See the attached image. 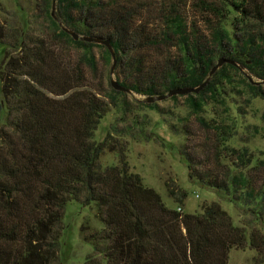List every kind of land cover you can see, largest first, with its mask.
<instances>
[{"label": "trees", "instance_id": "obj_1", "mask_svg": "<svg viewBox=\"0 0 264 264\" xmlns=\"http://www.w3.org/2000/svg\"><path fill=\"white\" fill-rule=\"evenodd\" d=\"M147 1L41 0L48 30L31 33L22 23L8 33L0 25L7 58L0 61V264H59L72 201L94 204L102 222L81 227L93 246L84 264H228L229 251L247 245L257 251V264L264 261V233L249 230L247 243L246 227L215 202L194 213L167 206L130 170L129 143L119 141L113 125L100 141L94 138L110 107L120 104L125 112L133 102L171 114L145 98L200 85L222 56L236 61L224 62L198 93L164 99L183 96L188 108L166 122L182 137L179 153L190 179L223 192L264 231V155L228 144L234 132L225 114H202L208 103L225 104L224 86L233 82L238 93L264 100V0H192L190 10L187 0H161L158 7ZM64 27L108 39L118 82L128 91L87 87V70L96 71L91 49L113 58L104 44L75 39ZM129 93L145 98L130 100ZM236 110L246 113L242 105ZM191 119L211 139L195 144ZM134 124L147 139L144 120ZM106 149L119 155L118 164L102 166ZM168 192L177 205L187 195L173 184Z\"/></svg>", "mask_w": 264, "mask_h": 264}, {"label": "rangeland", "instance_id": "obj_2", "mask_svg": "<svg viewBox=\"0 0 264 264\" xmlns=\"http://www.w3.org/2000/svg\"><path fill=\"white\" fill-rule=\"evenodd\" d=\"M41 0H0V25L4 32L11 33L12 30L20 29L22 23L29 27V30L38 34L46 29V20L43 17L38 3ZM161 0H148L147 5L158 7ZM187 8H192L187 0ZM38 2V3H37ZM149 8V7H148ZM188 10V9H187ZM191 12V11H190ZM48 30V29H46ZM31 31V33H32ZM103 48L93 47L91 50L95 57V74L87 70V87L93 90L102 88L106 93H112L115 88L112 81H119L118 72L115 66L111 71L114 61H106L102 52ZM7 50H10L7 48ZM73 55L77 56L78 50H72ZM5 48L0 46V61H6L4 55ZM240 84L233 82L225 84V104L218 105L208 103L202 114L208 118L215 116L213 112L225 114L226 121L233 125L234 134L228 140L230 146H246L259 155H264V100L258 96L249 97L246 93L240 94L236 91ZM241 89V88H240ZM243 92V91H242ZM244 93V92H243ZM127 98L130 100L144 99L142 94L129 93ZM250 98V102L247 99ZM184 98L179 97V101L173 103L171 100L158 101L160 108L166 107L171 112L163 116L158 110L131 102L129 110L123 112L122 106L117 104L110 107V110L101 119L99 127L94 134L96 141H100L109 126H114L112 133L120 140H127L129 148L126 151V161L131 171L138 173L143 184L154 188L162 197V201L169 207H181L182 211L189 213L199 212L201 205L218 203L232 218V222L238 226L246 227V240L249 242V230L258 229L261 233V225L255 220V216L245 209L240 208L237 203L229 200L223 192L207 188L195 180H191L188 174V162L179 153V143L181 136H175L168 127L166 121L174 120L178 116L188 113L187 106L184 105ZM242 105L246 113H238L236 107ZM224 107H227L226 110ZM143 119L146 125L147 137H140L143 133L135 126L134 121ZM194 128L193 141L197 145L205 143L206 138L211 139V133L195 124L191 119L190 123ZM158 136L161 141L155 136ZM147 136V135H145ZM102 166L115 165L119 163V155L108 149L100 155ZM168 184V186H167ZM173 189L185 190L187 195L182 204L177 205L173 197L168 192V187ZM97 210L94 204L81 205L77 202H70L66 206L64 213L65 230L60 237L59 264H84L88 253L92 252V245L82 238L81 227L84 222H89L93 228L102 226V222L96 216ZM254 248L248 245L244 249L232 248L228 253V264H257L258 256ZM258 264H264V261Z\"/></svg>", "mask_w": 264, "mask_h": 264}, {"label": "water", "instance_id": "obj_3", "mask_svg": "<svg viewBox=\"0 0 264 264\" xmlns=\"http://www.w3.org/2000/svg\"><path fill=\"white\" fill-rule=\"evenodd\" d=\"M52 16L54 18H56L55 16V12H54V6H53V10H52ZM64 30L67 31V33L71 34L73 36V38L75 39H82L84 41H95V43H101V44H104L108 50L110 51L111 53V56L113 58V61H114V64L113 66H115V55H114V52H113V48L111 46V43L109 42L108 39H105V38H101V37H95L94 35L93 36H89V35H79V33H77L76 31L74 30H71L69 28H65L64 27ZM231 63L233 65H238V63L232 59H228L227 57L225 56H222L220 57L216 64L213 66V68L209 71L208 73V76L207 78L198 86L196 87H193V86H184V87H180V88H171L168 93L166 94H163V95H153V96H149L146 99V101L150 102V101H154V100H164L168 97H170L171 95L173 94H186L187 92H192V93H198L200 91V89L207 84V82L210 80V77L211 75L224 63ZM113 66L111 67V70L113 68ZM252 80V79H251ZM259 82V81H257ZM264 83V81H262ZM112 86L117 89V90H126L128 91L127 88H125L124 86L120 85L118 81H112L111 82Z\"/></svg>", "mask_w": 264, "mask_h": 264}, {"label": "built area", "instance_id": "obj_4", "mask_svg": "<svg viewBox=\"0 0 264 264\" xmlns=\"http://www.w3.org/2000/svg\"><path fill=\"white\" fill-rule=\"evenodd\" d=\"M177 211H181V208L179 206L176 207Z\"/></svg>", "mask_w": 264, "mask_h": 264}]
</instances>
